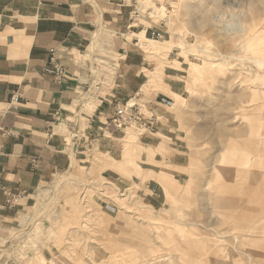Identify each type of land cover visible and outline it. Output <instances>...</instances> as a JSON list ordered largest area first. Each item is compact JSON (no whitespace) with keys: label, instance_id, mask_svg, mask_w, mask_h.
I'll use <instances>...</instances> for the list:
<instances>
[{"label":"rangeland","instance_id":"374dc122","mask_svg":"<svg viewBox=\"0 0 264 264\" xmlns=\"http://www.w3.org/2000/svg\"><path fill=\"white\" fill-rule=\"evenodd\" d=\"M139 5L134 42L157 47L150 90L174 103L179 149L126 129L122 179L90 168L40 189L0 230V264H264V0Z\"/></svg>","mask_w":264,"mask_h":264},{"label":"crops","instance_id":"0c3cea01","mask_svg":"<svg viewBox=\"0 0 264 264\" xmlns=\"http://www.w3.org/2000/svg\"><path fill=\"white\" fill-rule=\"evenodd\" d=\"M132 9L129 0H0V230L18 226L58 177L119 168L128 135L113 118L129 101L159 121L140 135L143 149L159 144V134L179 149L176 117L150 90L157 47L144 46V36L134 42L147 27L128 29ZM51 50L67 70L62 83L45 71ZM86 96L92 108L80 112ZM7 193L25 195L10 209Z\"/></svg>","mask_w":264,"mask_h":264},{"label":"built area","instance_id":"2783aa9c","mask_svg":"<svg viewBox=\"0 0 264 264\" xmlns=\"http://www.w3.org/2000/svg\"><path fill=\"white\" fill-rule=\"evenodd\" d=\"M129 2H131L133 7L130 16V24L128 26V29L131 30L139 26L143 12L141 10V6L139 5V0H129ZM152 36L154 39L158 40L163 38L160 33H153ZM50 55L51 56L45 71L47 74L51 75L55 81L62 83L68 75L67 70L56 58L55 50H51ZM19 103L20 97L17 95L14 96L12 104L18 105ZM158 103L168 109H172L174 107V103L165 97L159 98ZM113 125L119 131H123L134 126L143 132H154L158 125V119L154 115H146L136 101H129L122 106L117 107L113 118ZM34 167H37V165L34 164ZM7 195L11 199L8 207L13 209L19 204L25 194L21 193L13 195L7 193Z\"/></svg>","mask_w":264,"mask_h":264}]
</instances>
